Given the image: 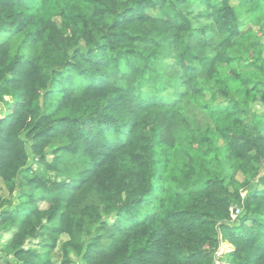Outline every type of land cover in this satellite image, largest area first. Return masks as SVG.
I'll return each mask as SVG.
<instances>
[{"label": "trees", "instance_id": "16d2710c", "mask_svg": "<svg viewBox=\"0 0 264 264\" xmlns=\"http://www.w3.org/2000/svg\"><path fill=\"white\" fill-rule=\"evenodd\" d=\"M263 38L264 0H0L1 253L264 264Z\"/></svg>", "mask_w": 264, "mask_h": 264}, {"label": "rangeland", "instance_id": "374dc122", "mask_svg": "<svg viewBox=\"0 0 264 264\" xmlns=\"http://www.w3.org/2000/svg\"><path fill=\"white\" fill-rule=\"evenodd\" d=\"M150 13H152V12H150ZM262 43L264 44V38L262 39ZM263 59H264V53H263ZM6 100H9V98H6ZM186 107H187L186 111H187L188 117L191 119V121L194 122L196 127H198L200 130H204L206 125L210 124L209 119L206 117L204 112L199 107H197L194 104H187ZM251 111H254L258 114L263 113L264 112V102L261 101L260 99H256L254 104L251 106ZM5 113H6V111H5L4 107L0 104V115L3 116ZM27 150L29 152V143L27 144ZM46 158H47V160L50 161L51 155L47 154ZM31 163H32V156L30 155L29 164H31ZM262 173L264 174V165L262 167ZM237 178L239 181H241V179H242L240 175ZM17 182H19V181L17 180ZM252 187L253 188L258 187L257 183H254L252 185ZM244 195H245V192L242 193V196H244ZM0 196L1 197H7V193L4 190L1 182H0ZM10 201L12 202L13 207L18 204V193L17 192L14 193V195ZM39 207L41 209H44L46 207V205L40 204ZM5 209H9V206H6ZM236 221L237 220H235L234 222H236ZM8 238H9V235L2 234L0 232V259H1V263L2 264H16V262L13 261L11 257L1 253L2 246L8 240ZM65 240H66V237H64V236H62L60 238V241H65ZM39 241H41V240H39ZM30 247H32V245ZM229 250H230V247L227 244L221 245L220 249L217 251L216 259L219 261H222L224 263L226 261L224 254L229 252ZM53 255H54V260L58 261V262H55L53 260L54 264H59V260H60L59 250L56 249L54 251ZM76 264H81V263H76Z\"/></svg>", "mask_w": 264, "mask_h": 264}, {"label": "built area", "instance_id": "2783aa9c", "mask_svg": "<svg viewBox=\"0 0 264 264\" xmlns=\"http://www.w3.org/2000/svg\"><path fill=\"white\" fill-rule=\"evenodd\" d=\"M240 214H241V210L232 209L231 210V221L234 222Z\"/></svg>", "mask_w": 264, "mask_h": 264}]
</instances>
